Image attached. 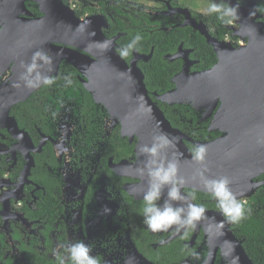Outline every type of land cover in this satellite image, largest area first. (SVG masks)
<instances>
[{
	"label": "flooded vegetation",
	"instance_id": "af4514ba",
	"mask_svg": "<svg viewBox=\"0 0 264 264\" xmlns=\"http://www.w3.org/2000/svg\"><path fill=\"white\" fill-rule=\"evenodd\" d=\"M41 1L69 7L80 20L94 18L108 40L116 38L115 49L129 64L139 56L137 65L149 94L164 113L162 105L194 109L196 120L166 116L187 135L185 143L193 154L201 142L230 134L226 127L213 128V116L204 119L203 110L192 104L169 105L157 98L176 87L173 78L186 61L190 73L210 68L200 67L203 47L188 38L198 35L211 45L201 30L184 25L188 17L219 41L235 47L248 41L233 35L239 16L225 0ZM3 11H21L20 17L27 19L44 15L38 0H0ZM261 15L258 20L264 22ZM3 18L0 14V30L9 25L13 29L0 35V264H74L69 249L77 243L87 245L99 264H207L210 225L192 213L186 216L177 201L164 209L167 199L150 193L145 177L136 169L138 136L124 134L119 118L96 101L86 86L89 78L79 69L63 60L57 73L26 99L9 102L14 94L11 85L19 83L14 79L15 67L37 53L43 59L51 56V44L39 45L40 31L18 28ZM182 31L186 39L177 36ZM146 33L152 36L149 42L138 40L131 45V35ZM155 57L180 64L171 76L172 86L162 92L150 89L146 82L147 67ZM253 181L257 185L229 191L235 202L215 192L183 190L201 208L223 212L253 264H264V240L256 245L257 253L251 254L248 235L236 225H242L237 220L248 203L256 205L254 215L264 224V200L254 197L264 189V172ZM237 203L241 205L238 212L234 211ZM169 209L179 213L178 219L152 228L149 220ZM214 264H229L221 248Z\"/></svg>",
	"mask_w": 264,
	"mask_h": 264
},
{
	"label": "water",
	"instance_id": "95a60500",
	"mask_svg": "<svg viewBox=\"0 0 264 264\" xmlns=\"http://www.w3.org/2000/svg\"><path fill=\"white\" fill-rule=\"evenodd\" d=\"M38 1L44 13L39 18H22L21 11L0 13L18 28L40 31L39 45L51 44L48 49L51 56L43 59V54L39 57L35 54L23 66L15 67L14 79L19 83L11 85L14 94L9 102L26 99L50 75L57 73L61 61L67 60L89 78L86 86L97 102L119 118L124 134L138 136L136 169L145 177L150 193L162 194L167 199L169 204H163L164 209L177 201L186 216L192 213L210 225L207 264H214L219 248L229 264H253L223 212L201 208L183 189L193 187L215 192V183L227 178L229 191H243L255 185L253 179L264 172V22L258 20L262 17L258 11L262 0H246L245 5L237 0H225L233 14L239 16L240 25L234 27L233 35L248 39L238 47L210 36L188 17L184 25H192L205 34L218 60L212 67L192 73L186 61L183 70L173 78L176 87L157 95L169 105L192 104L203 110L204 119L213 116V128L228 129L227 137L198 144L204 148L203 159L193 154L185 143L189 139L187 135L171 124L151 98L144 74L137 65L139 56L129 64L115 49L116 38L108 40L95 26L94 18L80 20L69 7ZM11 29V25L1 29L0 35ZM33 63L36 68L29 72ZM153 147L157 148L155 154L144 151ZM173 166L175 172L169 173ZM156 172L161 176L168 173L169 179L162 180L154 175ZM173 190L177 192L176 197L170 195ZM147 264L152 263L147 261Z\"/></svg>",
	"mask_w": 264,
	"mask_h": 264
},
{
	"label": "trees",
	"instance_id": "16d2710c",
	"mask_svg": "<svg viewBox=\"0 0 264 264\" xmlns=\"http://www.w3.org/2000/svg\"><path fill=\"white\" fill-rule=\"evenodd\" d=\"M258 10L261 14L264 13V0L259 2ZM184 33L185 32L182 31L180 32V34H177V36L180 39H186L187 37L186 34L184 35ZM151 37L152 36L148 35L147 33L144 36H140V34L138 36L131 35V45H137L136 42L138 40H140L142 43H147L150 41L148 39ZM188 39H190V41L194 44L203 47V49H200L202 50V52H204L205 58L201 60V68L211 67L215 62H217L216 54L213 48L211 46H208L206 43L204 44L203 38L195 35ZM171 45L176 46L175 43H172ZM179 67V62H168L163 58L157 59L155 57L147 67L148 70L146 71V82L148 84V87L154 90L157 89L158 92H162L161 89H168L172 86L171 76L176 70L179 69ZM162 107L165 110L166 116L170 120H196L197 114L189 105L177 106L175 108L176 110H173L171 107L165 105H162ZM254 197L256 198V200H260V202L264 200V189L259 190V192ZM255 206L256 205H252L251 203L245 204L244 209L242 210V217L238 218L237 220L238 222H241L242 225L240 226L236 222V225L241 229L242 233L248 235L249 240L247 245L251 254L257 253V250L255 248L256 245L260 244L261 240H264V224L260 217L256 218L257 215H254V213L256 212ZM232 212L233 210H229V213Z\"/></svg>",
	"mask_w": 264,
	"mask_h": 264
},
{
	"label": "clouds",
	"instance_id": "9594fccd",
	"mask_svg": "<svg viewBox=\"0 0 264 264\" xmlns=\"http://www.w3.org/2000/svg\"><path fill=\"white\" fill-rule=\"evenodd\" d=\"M37 56H40V53H37ZM36 68V64L33 63L28 71L31 72L33 69ZM144 151H150L152 153H156L157 152V148L153 147L151 149L145 148ZM203 152H204V148H200L199 151L197 152V158L198 159H203ZM175 172V167H171L169 169V173H174ZM154 175L159 176L162 180L167 181L169 179V174L166 173L163 176H161L160 172H156L154 173ZM227 184H228V180L227 178H225L223 181L215 183L214 187H215V194L217 196H221L224 198H229L231 197L233 202H235V198L232 197V194L229 192V190L227 189ZM170 195L172 197H176L177 192L175 190H173ZM148 200L151 201L152 200V196L148 197ZM241 205L240 204H236L234 211H240ZM151 209H149L150 211ZM179 217V213L176 212H172L170 209L166 210L162 215H158L155 219H150L149 223L150 226L152 228H159L161 227L165 222H169V221H174L176 219H178ZM70 256L71 259L74 261V264H99V261L90 256L89 255V247L83 243H77L76 245L72 246L70 249ZM61 264H63V262H61Z\"/></svg>",
	"mask_w": 264,
	"mask_h": 264
},
{
	"label": "snow or ice",
	"instance_id": "6c2138e0",
	"mask_svg": "<svg viewBox=\"0 0 264 264\" xmlns=\"http://www.w3.org/2000/svg\"><path fill=\"white\" fill-rule=\"evenodd\" d=\"M195 214V213H194Z\"/></svg>",
	"mask_w": 264,
	"mask_h": 264
}]
</instances>
